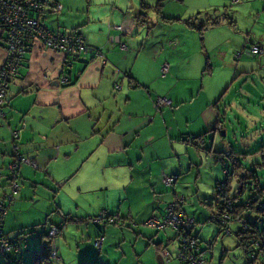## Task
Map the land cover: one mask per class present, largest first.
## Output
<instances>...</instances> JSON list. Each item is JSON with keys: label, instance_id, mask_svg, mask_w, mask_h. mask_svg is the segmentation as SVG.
Instances as JSON below:
<instances>
[{"label": "crops", "instance_id": "crops-1", "mask_svg": "<svg viewBox=\"0 0 264 264\" xmlns=\"http://www.w3.org/2000/svg\"><path fill=\"white\" fill-rule=\"evenodd\" d=\"M134 1L115 0L112 4L95 1L96 4L88 7L82 15L80 12H66L64 5L59 13H48L64 14L61 25L66 29L80 28L88 49L78 58H67L58 51L43 49L39 44L28 46L16 77L10 83L7 98L0 107V199L3 200L10 190L7 165L16 144L17 149L39 168L35 169L27 163L19 167L17 175L22 177L23 188L13 211L17 207L21 209L20 204L27 200L30 188L34 187L33 195H37L38 186L48 192L56 185L68 186L73 176L83 174L88 191L96 192L97 200L105 198V206L101 209L113 219L120 220L123 223L120 228L127 225L136 242L138 239L141 241V250L136 251L134 244L128 263L156 264L155 257L159 254L157 245L165 250L167 245H174L175 249L174 233L169 228L155 230L145 223L150 216H161L176 197L181 195L186 198L181 185V180L185 181L182 179L184 176L195 184L198 179L200 185L201 174L206 175L208 180L205 192L201 193L203 197L198 194L200 204L193 197V205L185 208L180 204L178 210L185 217L194 219L193 231L199 236L206 227L212 233L216 231L212 217L217 215L218 200L212 191L214 183L222 179L227 163L219 157L220 151L210 150H213L216 141L217 124L221 125V135L226 134L218 108L220 91L226 90L224 79L228 78V69L231 70L226 57L234 49H243L245 42L251 41L252 32L244 33L235 24L231 26L225 22L207 26L201 40L199 31L185 22L162 20L160 14L168 13L167 9H161L159 14L151 8L152 3L158 0ZM244 2L240 7L248 5V10L236 13L241 20L248 19L247 23H250L253 16L254 19H264V1H254V5L253 0ZM174 6L175 12L166 18L187 19L182 16L181 8ZM145 13L150 18L141 19ZM235 22L240 25L239 21ZM259 26L264 27L261 23ZM110 37H117L118 41L108 42ZM5 38L6 35L3 36L0 31V67L7 55ZM230 41H235L232 50L226 48ZM259 41L264 44V38L259 37ZM121 43L125 44V49H121ZM216 51L224 65L217 73L210 65L211 56ZM164 62L169 64V71L162 77L160 69ZM207 62L209 67H206ZM63 76L68 77L67 83H61ZM116 82L120 83V88L115 87ZM156 96L169 99L170 106L156 109L153 105ZM13 131H18L16 142L12 138ZM189 135H204V145L210 151L207 155H212L206 157L212 160V167L215 168L211 174L201 171L202 157L198 146L184 143ZM226 153L232 163L240 167L237 173L245 172L244 164L240 165L237 157L232 155L234 153ZM249 162L253 163V159ZM261 164L256 163L257 166ZM163 170L178 174L171 188L163 183ZM32 172L41 174L42 180L37 182ZM254 172L260 185L264 186V178ZM234 176L228 189L232 185L234 190H238L240 183L236 174ZM82 189L78 187V191ZM107 201L116 202L114 208L108 207ZM56 205H59L56 211L63 219L72 215L69 210L64 213L61 203ZM192 207L195 208L193 212ZM50 210L27 225L43 226L49 216L56 215L54 211L49 214ZM95 214L92 212L88 217H95ZM9 222L7 213L4 227L8 228ZM60 233L54 236L57 237L55 240L52 238V249L56 254L53 264H68L60 250ZM93 233H98V230ZM204 236V239L208 237ZM99 237L103 235L95 236L94 241L88 236L87 240L96 248L95 241ZM221 237L220 245L217 244L220 247L213 244L219 240L217 236L210 241L205 264H251L237 237L234 240L232 235ZM40 240L32 239V249L41 245ZM56 248H59L60 255ZM102 248L103 244L101 249L96 248L97 252ZM167 252L170 258L171 253ZM84 255L82 258H89V255ZM169 258L164 264L169 263ZM175 258L184 264L176 254ZM97 263L108 264L102 258H98Z\"/></svg>", "mask_w": 264, "mask_h": 264}, {"label": "rangeland", "instance_id": "rangeland-1", "mask_svg": "<svg viewBox=\"0 0 264 264\" xmlns=\"http://www.w3.org/2000/svg\"><path fill=\"white\" fill-rule=\"evenodd\" d=\"M58 1L65 6L66 12H80L82 15V13H86L88 7H92L93 4H96L95 1L99 4L102 1L112 4L115 0ZM138 1L140 0H136L134 1V3H137ZM244 1L246 0H158L152 3L151 8L156 11L166 8L168 13L165 12L162 14V16L166 17L169 16L168 14H170L171 12H175L176 8L174 5H177V7L181 8V14H183L182 16H185L184 18L188 19L196 16L199 17L200 21H197L196 26H199L201 25V23H204L203 33L207 26L217 25L226 22L231 26L236 25V28H238V30H241L244 33H255L257 36V40H259V37L264 38V27L259 26L260 23L261 25H264V19H254L253 16L250 17V23H247L248 19L241 20L240 17L236 15V13L240 12L241 10H248V5L243 6V8L240 7L245 3ZM254 1L258 0H253V5L255 4ZM152 9L150 11H152ZM206 13L208 14V17L204 16V14ZM146 14L147 13L143 14L140 18H150L149 16L147 17ZM63 16L64 14L62 13L58 15L48 14L47 16H45L43 22L46 26L50 28H57L56 26H59L58 28L63 30L66 29V27L61 25L62 18L64 19ZM160 18L162 20L164 19L162 17ZM215 18L217 23L211 24L210 20ZM236 20L239 21L237 23H239L240 25L236 24ZM253 41L254 40L251 38V41L247 40L246 44L244 45L248 47L250 46L249 42ZM233 44H235V41L228 42L226 44V48L232 50L234 48L232 47ZM241 50L234 49L233 51H231V54L228 55L229 58L226 57V60H228L227 64L229 65L231 70L228 69V73L230 72V75L228 74V78L224 79L223 83V87L226 90L220 91L222 92L220 93L221 100L218 102L221 122L224 125L226 134L221 135V125L217 124L215 127L216 141L213 150L210 151H220V158L223 160L224 163H227V165L225 164L227 169H224L223 177L224 174L228 175L229 172H232V159H230V156H226L225 154L227 151H229L234 153L232 155L235 156V158L237 157V160L241 166H243L244 164V167L246 169L257 171L258 174H261L259 176L262 179L264 178V166H257L256 163H264V159H262V154L260 152V147L264 146V53H261L257 56L244 54L240 58H236V55ZM221 51H225V49H221ZM213 56L218 57L219 59L214 60ZM211 57L212 62L210 63V65L212 64L216 73L222 71V67H224V65L221 64L222 61L220 59L221 57H219L218 55V51H216V53H214V55H212ZM210 65L208 64V66ZM225 67L227 69V66ZM225 80H228L226 81L227 83H225ZM193 137H196V135H190V138ZM211 137L212 132L210 133L209 138L211 139ZM185 138H188V136ZM185 144L191 146L190 142H186ZM198 151L202 157L200 162L201 171L207 175L211 174L215 171V168L212 167V160H209L206 157L212 156L207 155L210 151H208L207 147L205 148V145L204 147L202 145H199ZM254 156H256V158H254ZM250 159H253V163L249 162ZM165 161L170 162L167 159ZM163 172L167 175H176V177L178 175L176 171L170 172L163 170ZM32 174L34 177L36 176L37 182H39V180H42L41 174H36L35 172H32ZM160 175L162 176V170L160 171ZM201 176V179L203 178L201 180V185L198 184V179L197 184H195L188 181V176H184L182 178L186 181L185 182L181 180V185H183L184 187L183 194L184 196H186V198L184 199L185 201L182 204V206L184 205L185 208L194 204L192 202L193 197H195V200L198 203V194L199 196L203 197V194L201 193L205 192L204 188L206 187L208 177L204 174H201ZM9 177L11 179V183L12 181H16L19 183L20 191L18 197L15 196L16 200L7 202L6 214L8 213V217L10 218V226L6 228L3 224L2 230L5 235L9 238H24L25 240L23 241L22 239L20 242V250L16 255L18 259H15L13 254H11V259H7L4 257L2 251L0 250V258L4 261L6 260V264H29V260L26 256V253L27 250H33L32 237L34 236V238H36V233H42L44 229L42 224H38L35 226L27 224H31V222H33L32 220L38 219L42 215V213L48 210L49 208L52 209L50 210L49 214L54 212L56 213V215L49 216V223H57L58 221L63 219L61 213L59 211H56L57 207L59 206L56 205L57 203H61L60 207L61 209L65 210L64 213H68L67 211L69 210L72 214L71 216H66L64 218L66 219V223L63 225L61 233L58 236V238L61 239L62 242V248L60 250H62L64 260L68 264H72L75 261L77 262L76 264H80L83 260H89L97 263L98 258H102L108 264H129L128 255L132 253V248L134 244L136 245V251L139 249L141 250V241L138 239L136 242L134 234L128 230L127 225H125L126 227L123 226L124 228H120L123 225L120 220H118L116 223L111 224H96L93 223L92 220L88 217V215L92 214V212L96 213L97 215L99 214V212L102 210V206H105V198L100 197V199L97 200V196L95 194L96 192L88 191L87 187L83 182V180L85 179V176H83V174H81L80 176H73L68 186L56 185L53 188L49 189L48 192L43 191V189L38 186V190L36 193L37 195H33L34 187L30 188L28 185V189L30 188V192L29 195L26 197L27 200H24V203L20 204L22 205L21 209H17V207L14 211L13 207L15 206L16 202L19 201L18 199L21 194V189L23 188V180L22 177L18 175L9 174ZM223 177L221 178L223 179ZM218 183L220 184L221 182ZM190 185L193 186V189H191ZM198 185H200V187H198ZM78 187L83 188V191H78ZM178 187L180 191V184L178 185ZM226 188L227 184L225 182L224 191L226 190ZM236 191L237 190H234V187L231 185L230 192L236 193ZM56 193L57 195L55 201H53L55 197L54 195ZM212 194L217 200L219 199L217 198L219 196L218 190H215ZM249 195H251V191L246 190L244 192L243 197L246 198ZM106 204L108 207L114 208L116 202L107 201ZM209 205L211 204L209 203ZM198 209H200V207H198ZM193 211H195V208L192 207V212ZM186 215L189 214L186 213ZM182 216L184 217V215ZM186 222H188L190 229H192L195 223L194 219H192V221L187 220ZM208 223L211 222H206V224ZM213 225L216 227L215 233H212V230H209V227H206L207 229L205 230V232L200 235V238L204 242H202L203 244L209 241H213L214 237L217 236L219 240L214 241L213 244L216 243L215 245H220V238L222 237L221 235L217 234L219 232V228L215 223ZM196 226L199 227V224H196ZM230 227L234 229L233 225H231ZM95 230H98V233H93L95 232ZM101 234L103 235V248L100 252H97L96 248L90 245L89 240L94 241V237L100 236ZM203 234L208 237L206 239L202 238ZM88 236H90L89 240H87ZM227 237L229 238L230 236ZM56 238L57 237H54L53 240H55ZM235 238L236 237L233 233L232 239L234 240ZM24 243H27L26 248L24 247ZM165 248H167V250L171 253L168 264H181L175 258L176 246L175 249L174 245H167V247ZM56 249L58 255H60L59 248ZM84 254L89 255V258H82V256H85ZM21 257L22 260H19V258ZM155 261L156 264H158L156 257ZM53 262L54 261H52V264Z\"/></svg>", "mask_w": 264, "mask_h": 264}, {"label": "built area", "instance_id": "built-area-1", "mask_svg": "<svg viewBox=\"0 0 264 264\" xmlns=\"http://www.w3.org/2000/svg\"><path fill=\"white\" fill-rule=\"evenodd\" d=\"M237 1V0H233ZM264 1V0H262ZM63 9V5L56 0H0V31L6 33V58L3 65L0 67V107L4 104L7 93L9 90L10 83L16 77L18 69L21 65L23 55L31 43L39 44L43 49H49L53 51H58L62 53L67 58H78L82 53L86 52L88 49V44L86 38L79 28L72 29H59L50 28L46 26L43 22L44 17L48 13H59ZM113 28H121V26H113ZM118 41L117 37L108 38V42ZM121 49H125V44L121 43ZM261 49L258 45H253L250 48V52L253 54L260 53ZM169 71V64L164 62L161 64L160 73L164 77ZM69 81L67 76L61 78V83H67ZM116 88H120V83H114ZM156 109H160L166 106H170V100L163 96H156L153 102ZM220 125V124H219ZM218 125V128H219ZM18 136V131L12 132L13 141L16 142ZM199 145L203 144V138L193 137ZM190 138L186 139L190 142ZM14 154L12 155L11 161L7 165V169L10 174L17 175L19 167L24 164H30L33 168L38 169V165L31 160L28 156L23 155L18 149L17 145L14 144ZM176 181V175H163V183L166 186L172 187ZM219 195L224 192V182H221L217 186ZM223 187V189H222ZM20 191L19 183L12 181L10 183V190L8 194L5 195L4 199L7 202L16 200L15 196L18 197ZM16 197V198H17ZM225 197L220 198L218 204V212L221 215V221H233L238 225L247 228L245 220L239 215L232 214L233 205L231 201ZM5 201V202H6ZM183 197H178L169 203L165 209V214L161 218L155 216H150L146 225L155 229H163L164 227H171L177 231L185 228L186 231L190 229L187 220L192 221V217H183L175 211L177 203H182ZM260 208H264V203L259 204ZM7 212V205L0 200V250L5 254L15 253L17 248L13 245L12 241L4 237L2 230V223L4 222ZM95 223H114V219L108 216L105 210H101L99 214L92 219ZM259 225L264 224L262 217L257 219ZM229 229H226L227 233ZM47 234L54 237L58 234V230L55 226H50ZM183 241L189 246H193V241L187 240L185 236ZM181 237V238H182ZM103 237H99L95 241V246L99 250L102 246ZM264 243V228H262V234L260 235L259 241L255 243L257 249ZM256 252V251H255ZM184 251L180 254L179 258H184ZM259 254L260 252H256ZM256 253L251 254V258L256 257ZM163 262H167L169 258V253L162 249L159 251ZM51 255L53 258L56 257L54 249H52ZM190 259V258H188ZM187 259V260H188Z\"/></svg>", "mask_w": 264, "mask_h": 264}, {"label": "trees", "instance_id": "trees-1", "mask_svg": "<svg viewBox=\"0 0 264 264\" xmlns=\"http://www.w3.org/2000/svg\"><path fill=\"white\" fill-rule=\"evenodd\" d=\"M157 12H159V14H160V10ZM160 16L162 18H164L163 20H166V21H172V20L183 21L186 24H188L189 26L194 27L197 31H199L200 39L203 40L202 33H203V27H204L203 24L204 23H201V25L196 26V23L199 20L198 16L191 17V18H188L185 20H182L179 18H166V17L162 16L161 14H160ZM205 17H208L207 13H206ZM210 22H211V24L217 23L216 18L211 19ZM76 28H78V27H76ZM1 33H4L6 35L5 32H1ZM250 38H252L254 41L249 42L250 46H248V47L245 46L244 49H242L236 55V58H239L240 56H242L244 54L251 55V56H257V55H260L261 53H264V44H262L259 40H257L256 34L252 32ZM245 44H246V42H245ZM253 45L259 46V48L261 49L260 53L253 54L250 52V48ZM5 49H6V43H5ZM22 60H23V58H22ZM206 67H209L208 62L206 64ZM203 136H202V138H203ZM189 138H190V135L188 136V139ZM195 138H201V136H196ZM186 139L187 138L184 139L185 143L187 142ZM190 139H191L190 140L191 146H195V147L199 146L198 142H196L194 140V138H190ZM204 142H205V140L203 138V144H204ZM205 148H206V146H205ZM260 152L262 154V159H264V146L260 147ZM225 154L227 156V153H225ZM261 166H264V163H262ZM238 168H240V167L236 166V164L233 163L232 170H231L232 172H229L228 175L224 174V177L222 180L216 181L214 183L212 193L215 190H217L216 186L219 184L218 182H224V183L226 182L227 188L223 192L222 196L220 194L217 197V198H219L218 202H219L220 198H222V197H225L228 200H230L231 205H233V207H234L232 210L233 216L239 215L240 217H242L245 220L248 227L244 228V227L238 225L237 223H235L233 221H226V220L221 221L220 220L221 215L218 212V206H219L218 202L216 204V208H217L216 214L217 215L215 217H212V221L220 229L219 235H233V233H234L235 237H237V239L239 241V246L243 249L244 253L247 255V258L251 264H264V243H262V244L260 243L261 246L259 247V249H257L258 247H256V245H255V243L257 241H259L260 235L262 234V228H264V224L259 225L257 222V219L260 217H262V220H264V208L261 209L259 206V204L264 203V186L260 185L254 170H248V169L244 168L245 172L239 174V173H237ZM234 172H236L235 174H236V177H237L240 185H239V188L236 191V193H230V189H228V185H229V181L233 177H235L234 176L235 174L233 175ZM176 179H177V177H176ZM167 187H169V186H167ZM169 188H171V187H169ZM246 190L251 191V195H249L246 198L245 197L243 198L244 192ZM177 198L178 197H176L175 199H177ZM225 198H223V199H225ZM0 200H2V199H0ZM3 203L5 205H7V201L5 202V199H3ZM183 203H184V199H183L182 203H177L175 211L178 214H181V213L183 214V212L180 213V211L178 210V208L180 209V207H178V205L183 204ZM107 214H108V216H111L109 213H107ZM164 214H165V210L161 216H158V217L155 216V217L161 218L164 216ZM95 217H91L90 219L92 220ZM48 221L49 220L47 219V221L43 224L44 230L42 231V233H38V234L36 233V235H35L36 238L41 239L40 240L41 245L37 249L27 250L26 256L28 257L29 264H52L53 256L51 255V252H52V247H53L52 246V238L53 237L49 236L47 234V231H48L49 227L53 224L49 223ZM65 221H66V219L62 220L60 223L55 224V227L58 230V234L60 233L63 225L65 224ZM116 221L117 220L114 219V223ZM93 223H95V222H93ZM231 225L234 226V229H232L230 227ZM2 226H3V223H2ZM166 228H169L174 233L173 239H174V242L176 244V257L178 259H180L179 256L184 251L183 255L185 256L184 258H186V260L181 258L180 261L182 263H184V264H205L206 263L207 253H208L207 251H208V246L210 244V241L203 244L204 243L203 240L200 238V236L197 234V232L193 231V228L189 229L187 231L185 228H182L180 231H177L175 229H172L171 227H164L163 229H160V230H164ZM226 229H229L228 231H230V232L227 233ZM155 230H159V229H155ZM182 236H185L187 238V240H190V237H192L191 240L193 241V243H192L193 246L189 247L183 241ZM4 237L6 239H9L10 241H12L13 245L17 248L16 252L12 253V254L14 255L15 259H18L16 257V255H17L18 251L20 250V242L22 239H23V241L25 239L24 238H22V239H20V238H9L5 235V233H4ZM43 237H45V238H43ZM32 239H34V236L32 237ZM24 247L25 248L27 247V243H24ZM161 248L162 247H159V245H157L158 251H161L162 250ZM255 251L260 252V253L257 254ZM253 253H256V257L254 259L251 258V254H253ZM3 255L5 258L11 259V254L3 253ZM188 258H190V259H188ZM19 260H22V257L19 258ZM5 261L0 258V264H6ZM80 264H97V263L89 261V260H83Z\"/></svg>", "mask_w": 264, "mask_h": 264}, {"label": "water", "instance_id": "water-1", "mask_svg": "<svg viewBox=\"0 0 264 264\" xmlns=\"http://www.w3.org/2000/svg\"><path fill=\"white\" fill-rule=\"evenodd\" d=\"M156 260H157L158 264H164L160 254L156 255Z\"/></svg>", "mask_w": 264, "mask_h": 264}]
</instances>
